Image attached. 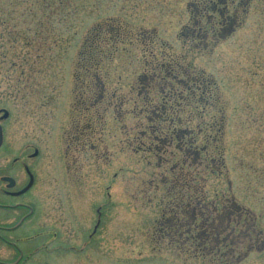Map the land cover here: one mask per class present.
Returning a JSON list of instances; mask_svg holds the SVG:
<instances>
[{
	"label": "rangeland",
	"instance_id": "1",
	"mask_svg": "<svg viewBox=\"0 0 264 264\" xmlns=\"http://www.w3.org/2000/svg\"><path fill=\"white\" fill-rule=\"evenodd\" d=\"M195 3L0 0V108L10 118L0 162L35 144L43 151L42 182L33 197L38 214L16 236L31 235L28 228H52L56 251L44 257L48 264H219L211 245H203V255L194 252L192 240L185 244L166 234L172 214L165 209L168 186L162 176L172 178L181 168L172 172L173 163L163 161L161 151L145 160L133 150L136 131L130 129L138 130L139 118L122 117L126 106L88 119L77 98L83 92L134 99L130 89L139 76L164 65L182 68L174 71L178 79L194 78L204 89L215 81L217 107L206 114L193 110L189 120L196 127L218 117L224 106V166L209 174L204 188L210 200L225 197L226 213L247 216V226L241 223L235 235L247 240L246 229L258 235L254 248L249 252L250 243L242 245L230 264H264V0L229 3L230 15L238 7L229 34L228 24L214 26L218 14L200 25ZM114 25L127 35L124 43L112 39ZM94 43L105 48L89 73L102 84L95 90L80 80L82 52ZM225 217L220 223L229 224ZM17 256L0 241V261Z\"/></svg>",
	"mask_w": 264,
	"mask_h": 264
},
{
	"label": "trees",
	"instance_id": "2",
	"mask_svg": "<svg viewBox=\"0 0 264 264\" xmlns=\"http://www.w3.org/2000/svg\"><path fill=\"white\" fill-rule=\"evenodd\" d=\"M204 23H200V25ZM219 24H217V26H219ZM203 28L206 29L207 27L203 26ZM112 29L114 36L112 39L124 43L127 35L121 34L119 26L114 25ZM120 34L122 36H120ZM207 34L208 32H205L204 35L200 34V38H203V40H205V38L207 39ZM129 43H133L132 39ZM113 44H115V42ZM113 47L116 49V46L113 45ZM104 49L105 48H101L94 43V45L89 46V52L87 54L85 51L82 52L83 73L80 74V80L83 87L93 90L102 87L100 82L97 84L98 78H96L95 75H93L95 80L92 84L89 82L88 78L92 76L89 75L92 67L98 68L97 66H99L101 62L100 58H102V51ZM166 67L169 74H172L174 71L179 73L182 69L178 68L175 70L172 65ZM177 72H174V74H177ZM177 81L178 82H173L176 86L173 88V98L163 102H161L160 99L159 101L152 100L149 102L134 101L123 94L118 95L119 97H116L117 94L111 97H105L104 94H100L99 98L95 96L91 98L83 92H81L77 98H79V102L81 101V104L85 106L82 115L86 117L89 115L92 116L88 119H93L97 114L102 115L101 112L106 113L112 108L123 109L126 106V109H124L122 113V117L128 118V116L131 117L134 115L137 119L139 118L141 123L136 125L138 130L133 127L130 129V132L133 131L135 133L136 131L135 137L133 138L138 142L137 147L135 149L133 148V150L137 153L141 151L146 156L147 154H155L158 156L157 153L161 151V154H163V161L173 163V165L170 164L172 172H175V170H173L175 168H181L180 172L173 175L172 178L165 175L162 176L164 179H162L161 183L163 186H168L166 198L169 203L165 209L172 214L170 221L165 223L167 230L166 234L172 235L174 233L173 235L176 238L183 236L182 243L185 244H188V241L192 240L196 243V246H194L196 247L195 253L197 251V253L203 254L206 249L203 245L207 246L211 244V251H215L216 254L214 259L217 260L219 264H230L229 260H234L242 245L250 243L249 252L254 248L258 235H253L251 229H246L247 233L245 237H247V240L242 237L244 234L239 235L237 233V235H235L237 229L241 231L239 226L241 223H246L245 217L247 216L243 211L237 210H235V212L231 210V213L227 211L226 213L225 197L222 195L219 199L214 198L210 200L204 188L209 174H214L216 172V167L224 166L225 145L223 141L225 139L224 127L226 122L224 106L220 107L221 110L219 109L220 114L218 117L213 115L211 119L207 121H198L196 127H193L189 121L191 117L193 119L195 114L193 110L206 114L210 113L211 109L214 110L217 107L215 99V95L217 96L215 81L210 80L214 83L206 84L207 87L205 89L203 85L201 86V83H195L194 78H190L189 80L177 78ZM169 85L171 86L172 82L169 81ZM157 90H159V87H157ZM152 93L153 95L151 97L155 95L157 98L160 95L159 92ZM114 102L118 104L115 105ZM129 105L132 106L130 107ZM200 107H202V109H200ZM199 116L200 114H198V117ZM143 121H145V124H143ZM130 134L131 133H126V135H128L127 139H129ZM147 134L152 139L159 138L161 141H159L158 144L160 145L158 147L156 145V148L152 149L142 145L144 142L142 138ZM134 139H132V141ZM130 141L127 143L128 146L132 147ZM174 142L177 150H172ZM179 155L181 156L179 157ZM200 165H204V170L195 168V166ZM224 217L229 221V224L220 223L221 221H225ZM192 218H194L195 224L198 225V233L189 232L190 225H188L187 220L190 221ZM210 225L213 226L210 227ZM252 229L255 231L254 225ZM231 264L235 263L232 261Z\"/></svg>",
	"mask_w": 264,
	"mask_h": 264
},
{
	"label": "flooded vegetation",
	"instance_id": "3",
	"mask_svg": "<svg viewBox=\"0 0 264 264\" xmlns=\"http://www.w3.org/2000/svg\"><path fill=\"white\" fill-rule=\"evenodd\" d=\"M238 1L240 0H196L195 4H197L198 12L196 17L199 18L196 20L198 23L210 22V20L218 14L219 18L217 21L215 20L216 22H214V24H216L214 26H217L219 23H221L220 26L228 24V27L225 29L228 30L229 34V32H233V28L235 27L231 29V22L235 21V17H238L236 14L238 12V7L233 11L236 12L234 15L229 14V3L234 5L239 3L241 6L243 0H241V2ZM211 31L216 33L215 28H213V30L211 28ZM166 66L167 65L156 66L152 69L151 73H147V71L139 76L136 85H132L130 89L136 94L133 99L134 101L149 102L152 100L159 101L160 99V101L163 102L173 98V88L176 87L173 82H178V74H174V72L169 74ZM171 77H173L172 80L170 79ZM169 81L172 82L171 86L169 85ZM157 87H159V98H156L155 95L151 97L153 95L152 92H157ZM9 119V116L4 117V113L0 112V125L3 128V143L0 150L6 145V122ZM143 124H145V121H143ZM147 136L148 134L144 135L142 138L144 140L142 145L146 148L152 149L156 148V145L157 147L160 145L158 144V142L161 141L159 138L158 140L157 138L152 139ZM133 141L135 144L138 143L135 139ZM35 145L36 146L26 148L25 150L29 149L26 152H24L25 150L18 152L10 161H8L6 157L3 159V162H0V241L10 246L18 255L14 260L10 262L0 261V264H48L44 257L51 256L56 251L54 245L56 232H54L52 228H48L47 230L40 227L35 229L28 228L27 232L34 230L31 235H26L24 237L16 236V233L27 225V221L38 214V207L33 202V197L36 195V188L42 182L38 165L40 162L39 159L43 156V151L39 148L38 144ZM148 157L151 159L150 154H147V156L144 155L142 158L146 160ZM192 220L194 221V218H192ZM195 223L196 222L188 223V225H190V233L199 232L197 228L198 225ZM212 226L213 225H210V227ZM36 230L43 231L38 233ZM95 232L96 231L93 233ZM12 235H15L14 240L10 238ZM90 238H92V236H90ZM36 259L39 260V263L36 262Z\"/></svg>",
	"mask_w": 264,
	"mask_h": 264
},
{
	"label": "water",
	"instance_id": "4",
	"mask_svg": "<svg viewBox=\"0 0 264 264\" xmlns=\"http://www.w3.org/2000/svg\"><path fill=\"white\" fill-rule=\"evenodd\" d=\"M7 116H8V112L5 111V117H7ZM2 141H3V132H2V128L0 126V146L2 144Z\"/></svg>",
	"mask_w": 264,
	"mask_h": 264
}]
</instances>
